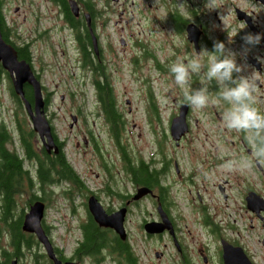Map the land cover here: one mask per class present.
<instances>
[{"label": "rangeland", "instance_id": "374dc122", "mask_svg": "<svg viewBox=\"0 0 264 264\" xmlns=\"http://www.w3.org/2000/svg\"><path fill=\"white\" fill-rule=\"evenodd\" d=\"M94 1H98V9L104 5V0ZM159 1L107 0L111 10L96 21L99 43L109 49L104 55V72L115 115L107 122L102 113H97L96 117L94 112L99 99L95 75L90 71L92 66L82 65L76 45L69 41V35L61 33V17L52 1L1 0L0 12L10 30L11 41L16 46L29 45L32 66L44 92L50 93V110L56 114L52 124L58 136L65 139L66 160L87 189L100 197L98 200L105 209L120 206L122 199H117L118 192L134 191L130 175L123 169L142 160L151 170L164 171L169 195L175 203L170 213L182 244L188 248L208 244L213 248L217 242L212 233L223 234L257 257L264 251V228L248 207L245 196L248 191H254L264 198V162L253 161L248 167L232 171L222 167L231 157L250 156L252 149L244 133L222 127L221 104H209L201 110L183 103V92L173 83L168 68L178 55H188L193 49L169 22L174 12ZM255 14V19L262 23L261 10H255ZM218 15L221 23L206 12L198 15L206 32L214 39L231 22V13L223 16L219 12ZM235 34L232 27L227 29V38L241 43L240 54L246 47L253 54L259 52L257 45L247 46ZM234 46V43L225 45L226 49L236 52ZM258 77L263 86L256 88V104L264 111V72ZM195 85L200 87V84ZM10 88L11 83L4 73L0 81V123L12 136L5 144L23 157L24 167L36 178V162L26 157L19 139L17 113L25 121L27 131L31 130V121L23 107L17 105ZM180 109H184L188 129L182 135L179 132L183 128L177 127L174 132L180 138L174 140L169 131L170 121L172 125L180 119ZM71 112L80 116L72 128L69 127ZM31 143L38 151L41 143L36 133ZM33 182L36 184L31 192L46 205L42 227L47 229V233L44 231L54 248L66 257L75 258L79 264H85L88 258L91 264H116L115 253L107 248L93 256H73L83 235L82 227L89 220L85 190L81 191L63 178L56 184H43L42 189L40 183ZM28 205L27 195H17L12 219H17L21 211L23 216ZM203 207L210 214L204 223L200 211ZM128 209L126 239L141 264H168L173 253L168 234L148 235L142 227L145 221L156 218L154 200L143 197ZM26 234L34 246L21 252L17 264H51L36 236ZM3 249L8 253L13 251L10 231L0 221V256ZM155 251L163 256L157 259ZM11 260L7 264H11Z\"/></svg>", "mask_w": 264, "mask_h": 264}, {"label": "flooded vegetation", "instance_id": "af4514ba", "mask_svg": "<svg viewBox=\"0 0 264 264\" xmlns=\"http://www.w3.org/2000/svg\"><path fill=\"white\" fill-rule=\"evenodd\" d=\"M51 1L53 5L58 9L59 12L58 16L61 17V25H60L61 33L63 32L64 36L66 35L70 36L69 41L73 42V44L76 45L77 55L79 56L80 60L83 61L82 64L84 65L85 59H90L92 61V66H93L95 63L94 60H97V62L100 65V68L101 67L105 68L106 62L104 59V55L106 51L109 52V49L107 46L100 45L99 43V36L98 33L96 32V21H98L97 19L100 18L102 15H105L107 12L111 10L109 8V3H107V0H104V5L101 7V9H98L96 7L98 1L73 0L75 1L78 7V11L76 14H74L71 11L70 8L71 0H63V2L61 0H51ZM112 1L117 2L118 0H112ZM159 3L162 6L169 7L174 12V16L172 18V23H171L172 26L174 27V29H176V31H178V33L182 34L188 41L192 40V44H191L192 49L197 53H199L202 49L205 48L209 51H212L213 44L216 41L223 42L225 45L227 43L230 44L229 39L227 38V29L230 27H232V29L235 30V33L237 32L236 36L239 38H242L248 33L254 35L261 34L262 38L260 43L257 45V47L259 48V52L257 54H253L250 51L247 52L246 56L244 55V53L240 54L241 43L236 39L231 40V43L235 44L234 50L238 54L236 57L237 63L240 65H245V70L242 71V73L240 74L234 73V76L249 75L253 70H255L257 76L256 88L258 87L261 88L263 86V83L260 81V77L258 76L262 75V73L264 72V63H261L257 59V57L264 59V20L261 23L255 19V16L256 18L259 17L258 15L255 14V10L260 9L264 16V0H160ZM200 12L208 13V15L218 23L222 22V18L218 15L219 12H221L223 16H227L229 13H231V22L229 23V25L224 26V29L221 30L220 33L216 34V38L214 39L211 35H209L206 32L204 23L199 20L198 15ZM2 19L3 22L5 23L3 15H2ZM243 25H245V27L243 29H240V27ZM92 34L95 36L97 41V52L94 51L92 46L93 43ZM83 42L87 43L86 48L82 47L81 43ZM6 76L8 77L9 75H7L6 73ZM8 79L11 82L10 76L8 77ZM12 88L13 86H11L10 88L11 95H13L12 91H14ZM49 94H50L49 91H45V95H44L45 102L41 111H43V114L46 116L48 122L50 123L51 135L54 140L55 147L50 149L43 148L44 149L43 152L47 153L51 157L53 156L61 157V155H63V157L66 160L64 153L65 139L59 138L56 129L52 124V121L55 119L56 114L50 110V105L52 102L48 98ZM97 95L99 99L98 91H97ZM29 103L31 104V109L34 112V101L33 100L31 102L29 101ZM22 106H23V102H22ZM23 108L24 111L27 113L24 106ZM94 112L96 114V117H97V113L99 112L102 113L103 116L105 117V122H107V119L109 118L111 119L109 115L107 116L100 99H99V103L96 106V110H94ZM70 115L72 116L71 118L72 123L69 124V127L72 128L73 124L75 125L78 123L80 116L79 113L77 112L75 113L71 112ZM73 117L75 118L74 121H73ZM113 132L115 133L114 127H113ZM10 140H11V136H10ZM4 146H6V144ZM39 149L42 148L39 147ZM19 158L23 159L21 155H19ZM68 164L70 165L69 162ZM128 166L127 167L124 166L125 169L123 170H125L129 176L130 174L127 172ZM73 172L75 173L74 170ZM158 173H159L158 182L154 187H149L144 184L141 185L134 183L131 176H129V182L134 187V191L131 190L130 192L129 191L118 192L117 199H122V203L118 208L105 209L106 212L109 214L115 212L117 209L121 208L122 205H124L127 201H129V199L137 198L135 197V194L137 193L138 189L141 188V186H147L152 189V192L146 193L145 195H143L142 197L140 196L137 199H142L143 197L144 198L149 197L150 199H153L154 207H155V215H156V218L153 220H160L161 217L162 219L164 217V220H166V216H167L172 222L170 227L164 228L162 232H159L162 234L157 235V236H162L165 233L168 234L170 246L173 249L172 259L168 262V264H225L223 240L229 242L232 245V248H234L235 246H240L241 244L236 242L235 240L227 239L226 237H224L223 234H220V236H218L216 233H212L213 238L217 242L213 248L208 246V244H194L189 248L188 246L182 244L180 242L181 238L179 235L178 227L176 226L175 222H173L170 213V208L172 206H175V203L173 202L171 196L169 195L168 181L166 179L163 170H160ZM50 175H51L50 178L52 180L48 181L46 184L52 183L54 180H55L54 183L56 184L58 179H62L54 171H51ZM75 175L77 176V180L79 181L81 187L77 186L75 183L74 184L81 191L83 190L86 191V199H89L91 196L95 199H100L98 195H96L91 190L87 189L83 180L76 173ZM106 191L109 190L106 189ZM250 204L256 210L264 207L263 202L259 203L250 200ZM254 213L257 216L258 220L261 222V224L264 226V211L258 210ZM164 223L167 224L168 222L165 221ZM103 229H107L108 232H111L115 237H117L115 231L112 228L107 227ZM241 246L244 249V252L247 255V257L249 258L251 264H264V251L262 255L256 257L253 254H251L246 247H244L243 245ZM55 252L58 258L63 260V262L67 260V259H63L60 256L58 249H55ZM158 254L161 257L163 256V254L160 252ZM231 255L235 258L237 256V251L236 250L232 251ZM73 260H75V258ZM154 264H160V263H154Z\"/></svg>", "mask_w": 264, "mask_h": 264}, {"label": "trees", "instance_id": "16d2710c", "mask_svg": "<svg viewBox=\"0 0 264 264\" xmlns=\"http://www.w3.org/2000/svg\"><path fill=\"white\" fill-rule=\"evenodd\" d=\"M63 2V0H61ZM1 2V0H0ZM0 29L3 38L13 44L9 38L10 30L6 27L3 22L2 15L0 14ZM83 48L87 47V43H81ZM18 57L20 59H25L31 63L32 55L29 50V45H24L22 47L16 46ZM84 64H89L92 66V61L90 59H85ZM2 67L0 65V75L2 74ZM95 75V85L99 94V99L103 104V108L111 119H114V109H113V98L107 88L108 83L106 80V74L104 69L99 63H94L92 66V71ZM103 78V79H102ZM215 91L217 86L213 83ZM15 97L17 105L21 108L22 101L12 93ZM24 95L28 101H32V88L29 84L24 85ZM25 121L17 113V129L19 132V139L21 140L22 147L28 159H34L37 164V178L40 189L43 188V184L51 181L50 172L54 171L59 177L65 178L77 186L81 187L77 176L73 172L72 168L65 160L63 155L61 157H51L47 153L42 151V154L35 152L32 146V138L35 132L32 130L27 131L25 128ZM10 140V133L0 123V199L2 213H0V221L6 224L7 229L10 231V244L13 248L12 253H8L5 249L2 250V258L0 264H7L8 260L12 255L21 254L22 249L29 250L34 246V242L26 238V233L23 232L22 225V211L17 219H12L13 208L16 203L17 195H27V201L29 202L37 199V195L31 192L36 183L29 175V171L23 167V160L19 158L15 151L9 150L5 145L6 142ZM160 170H151L149 164L141 160V163L133 165L130 164L127 168V172L130 174L134 183L147 185L149 187H154L158 182ZM163 173V172H162ZM54 182V181H53ZM27 203V202H26ZM206 218V217H205ZM204 218V219H205ZM83 229V241L75 249L76 255H97L101 253L106 248L111 252L115 253V263L116 264H140L138 256L134 254L129 246L127 240L122 241L119 237H115L107 229L101 228L97 225L92 217L89 215V220L86 225L82 227ZM36 242V241H35Z\"/></svg>", "mask_w": 264, "mask_h": 264}, {"label": "clouds", "instance_id": "9594fccd", "mask_svg": "<svg viewBox=\"0 0 264 264\" xmlns=\"http://www.w3.org/2000/svg\"><path fill=\"white\" fill-rule=\"evenodd\" d=\"M261 38V34L251 33L242 37L247 46L258 45ZM249 50V47L243 49L245 56ZM237 55L226 49L223 42L216 41L212 51L205 48L199 53L193 51L188 55H178L168 68L173 83L183 92V103L201 110L209 104H221L222 127L245 134L244 139L252 149L250 156L225 160L222 167L226 171L248 167L253 161L264 162V111L256 104V71L234 76V73L240 74L245 70V65L237 63ZM257 59L264 63V59ZM194 78L201 85L199 88L193 87ZM213 83L217 86L214 94L210 91ZM85 264H91V259H86Z\"/></svg>", "mask_w": 264, "mask_h": 264}, {"label": "water", "instance_id": "95a60500", "mask_svg": "<svg viewBox=\"0 0 264 264\" xmlns=\"http://www.w3.org/2000/svg\"><path fill=\"white\" fill-rule=\"evenodd\" d=\"M70 5L72 7V10L74 13L77 12V5L75 1L71 0ZM75 6V8H74ZM93 38V46L94 50L97 51L96 48V42L94 36ZM0 63L1 66L8 71L12 84L14 92L21 98L23 101L24 107L27 110V113L32 121V127L33 129L38 133L41 142L43 145H45L47 148L53 146V140L51 136L50 126L47 122V120L44 117V114L42 113L41 109L44 103V99L42 96V90L41 85L34 74L31 65L28 61L25 59H20L18 57L17 50L14 46H12L10 43H7L1 34L0 31ZM29 84L32 87L33 90V101H34V112L31 109V104L24 96V85ZM185 108V107H184ZM184 109L180 110V115L178 116V121H184V115L182 113ZM42 113V114H41ZM175 122V121H174ZM187 131L186 124L184 125V128L179 132L180 134H183ZM171 135L173 138L178 139L179 135H176L174 132V123L171 127ZM152 190L147 186H142L138 193L135 195V197L145 195L146 193H150ZM245 199L247 200L248 207H250L251 210L254 212L258 210L264 211V207L261 209L256 210L251 204L250 200L256 201V202H263L264 198L260 197L257 193L254 191H249L246 195ZM137 200V199H135ZM90 209L93 213L94 219L100 224L104 226H109L115 229V231L119 234L121 239H125L126 232L124 229V217L126 214V207H122L118 211H115L112 214H107L105 210L101 207L100 203L97 201V199H90ZM44 212V203L41 200L34 201L31 206L29 207L28 212L24 216V220L22 223V228L28 232H34L38 238V240L44 245L49 257L53 260L54 264H77L74 261H65L64 263L59 260L52 248V245L46 236L42 225H41V219L43 217ZM167 221L168 223L165 224L164 222ZM171 226L170 221L166 217V220L162 222H156V221H150L144 224V228L148 233H159L164 230V228H168ZM223 247H224V261L225 264H251L249 258L245 254L243 248L241 246H235L232 248V245L223 240ZM236 250L237 256L234 258L231 255V252ZM156 256H158V253H156ZM12 264H15V261H12Z\"/></svg>", "mask_w": 264, "mask_h": 264}]
</instances>
